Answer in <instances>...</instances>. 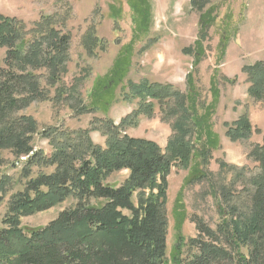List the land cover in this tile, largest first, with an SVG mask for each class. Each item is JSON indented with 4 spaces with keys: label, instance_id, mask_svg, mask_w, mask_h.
<instances>
[{
    "label": "trees",
    "instance_id": "trees-1",
    "mask_svg": "<svg viewBox=\"0 0 264 264\" xmlns=\"http://www.w3.org/2000/svg\"><path fill=\"white\" fill-rule=\"evenodd\" d=\"M192 3L199 10L207 6L205 0ZM208 13L214 23L216 16L208 11L202 18ZM148 15L145 11L135 19V24L140 23L138 29L145 25ZM200 36L205 38L204 33ZM71 40V35L59 28L55 16H41L36 22L26 23L0 13V49L6 48L0 61V168L4 164L2 151L14 154V166L23 156L28 157L21 172L26 183L9 196L1 221L0 264H168L167 178L173 167L186 169L197 159L207 166L214 150L221 148L219 136L210 124L214 106L209 109L211 113H201L204 105L199 104L200 95L192 77L186 94L148 80L128 81L125 85L132 65V56L125 52L117 57L111 77L99 80L89 96L91 105L85 106L77 89L68 91L64 83ZM82 44L89 57L107 49L94 28L86 32ZM242 72L250 84V97L263 102L264 63L245 66ZM45 76L47 89L40 84ZM235 81L236 78L227 82ZM216 82L215 78L213 87ZM119 87L122 99L128 103L138 100V108L119 125L107 120L94 128L106 137L104 147L93 142L92 130H40L34 118L19 116L32 101H53L51 91L55 93L54 100L78 101L81 115L98 113L111 104ZM213 93L216 103L219 90ZM157 104L161 111H168L166 120L174 119L175 133L165 149L153 141L126 134L133 120L142 114L151 117ZM224 127L232 142L246 141L260 133L247 114ZM36 135L48 141L50 155L35 148ZM249 158L257 165V172L251 177L242 172L238 175L236 181L243 185L242 190L236 185L220 189L226 205L222 212L230 220L216 231L202 220L197 221L198 236L188 240L183 252L179 239L173 264H264V136ZM120 171H129L128 178L120 187L111 186L108 179ZM195 175V182L212 179L206 171L202 176ZM13 189L10 177L2 174L0 203ZM68 199H75L76 205L62 211L48 226L22 227L24 217ZM124 211L131 216L124 215ZM244 249L247 254L241 253Z\"/></svg>",
    "mask_w": 264,
    "mask_h": 264
},
{
    "label": "rangeland",
    "instance_id": "rangeland-1",
    "mask_svg": "<svg viewBox=\"0 0 264 264\" xmlns=\"http://www.w3.org/2000/svg\"><path fill=\"white\" fill-rule=\"evenodd\" d=\"M192 1L0 0V13L5 16L16 17L26 23L36 22L41 16H55L63 33L71 35L70 62L64 83L67 90L72 87L77 89L85 106L91 105V91L100 79L111 77L117 57L124 52L132 56L125 85L128 81L138 83L148 80L173 86L186 94L189 91V77H192L193 87L200 95L199 104L204 105L201 113L210 112V107L212 109L214 106L210 124L212 131L219 136L221 148L214 150L207 166L197 159L186 169L173 167L167 178L168 264H173V258L179 251V239L183 252L188 240L198 236L197 221L202 220L216 231L230 220L222 212L226 205L220 189L236 185L241 191L243 185L237 184L238 175L242 172L251 177L257 172V165L249 154L256 145L262 144L264 136V101L250 97V84L242 72L245 66L259 61L264 63V0H205V10L195 8ZM145 11L149 13V19L142 29H138L140 23L135 24V19ZM207 11L216 16L214 23L209 13L208 18H202ZM90 28H94L97 36L107 43L106 51L99 52L96 57H89L82 44L83 36ZM203 33L205 38L201 39ZM5 54L6 48H1L0 61ZM86 74L89 75L82 79ZM215 78L217 82L213 87ZM235 78L234 84L227 82ZM40 84L47 89L46 76L40 79ZM120 87L113 100L109 101L111 104L98 113L81 115L78 101L54 100L55 93L51 91L50 99L53 101H32L19 116H31L40 130L54 127L70 132L92 130L90 137L93 142L104 147L106 137L94 128L107 120L119 125L138 108V100L128 103L122 99ZM214 89L219 90L216 103ZM104 102L107 103V99ZM166 113L157 104L151 117L142 114L139 119L133 120L126 134L153 141L165 149L175 133L172 128L174 119L166 120ZM244 114L249 116L253 128L260 130V133L246 141L232 142L225 135L224 124L232 123ZM33 144L37 150L51 154L52 148L47 140L36 135ZM1 159L4 164L0 173L10 177L14 189L0 203V228L9 196L21 190L26 183L21 176L23 165L19 163L14 166L16 160L11 151H2ZM21 159L19 162H22ZM222 164L226 167L220 166ZM204 171L211 174L212 179L195 182V174L202 176ZM128 176L129 171L114 172L108 183L120 187ZM134 198V203H137L136 195ZM243 200L247 201L245 194ZM75 205V199H68L47 211L24 217L22 227L44 228L62 211ZM123 213L131 216L129 212ZM241 253L247 254L245 249Z\"/></svg>",
    "mask_w": 264,
    "mask_h": 264
}]
</instances>
